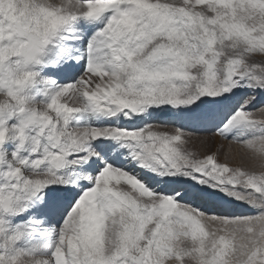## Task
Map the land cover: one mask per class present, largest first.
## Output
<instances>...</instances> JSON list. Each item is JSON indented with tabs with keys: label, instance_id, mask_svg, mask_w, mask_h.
<instances>
[{
	"label": "snow or ice",
	"instance_id": "6c2138e0",
	"mask_svg": "<svg viewBox=\"0 0 264 264\" xmlns=\"http://www.w3.org/2000/svg\"><path fill=\"white\" fill-rule=\"evenodd\" d=\"M0 264H264V0H0Z\"/></svg>",
	"mask_w": 264,
	"mask_h": 264
},
{
	"label": "rangeland",
	"instance_id": "374dc122",
	"mask_svg": "<svg viewBox=\"0 0 264 264\" xmlns=\"http://www.w3.org/2000/svg\"><path fill=\"white\" fill-rule=\"evenodd\" d=\"M191 148L201 154H218L221 161L227 159L232 164L242 163V153L244 150L239 144L231 143L219 136L212 135L211 132H199L192 137Z\"/></svg>",
	"mask_w": 264,
	"mask_h": 264
}]
</instances>
